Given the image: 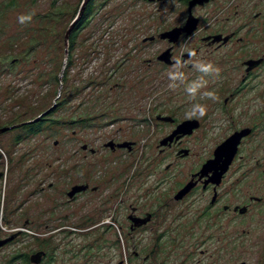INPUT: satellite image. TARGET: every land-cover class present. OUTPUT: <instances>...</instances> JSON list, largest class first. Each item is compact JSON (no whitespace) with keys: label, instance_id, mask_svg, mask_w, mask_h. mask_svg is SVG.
<instances>
[{"label":"flooded vegetation","instance_id":"af4514ba","mask_svg":"<svg viewBox=\"0 0 264 264\" xmlns=\"http://www.w3.org/2000/svg\"><path fill=\"white\" fill-rule=\"evenodd\" d=\"M188 2L178 22L150 35L160 50L143 58L149 43L123 44L104 71L103 83H113L80 100L90 105L69 122L78 143L71 170L60 163L49 173L52 201L36 212L25 198L2 206L0 264H76L79 250L92 264H264V0H204L190 9ZM189 14L197 18L192 32L160 37ZM70 49L80 59L93 52L82 42ZM190 49L220 69L201 90L215 91L218 102L185 94L201 75L191 65L182 69L189 73L181 100H173L167 72ZM165 50L168 62L158 58ZM194 103L207 115L185 120ZM222 126L228 133L203 155L208 132ZM85 129L93 131L86 140ZM99 160L114 166L95 170ZM67 234L84 242L79 250Z\"/></svg>","mask_w":264,"mask_h":264},{"label":"rangeland","instance_id":"374dc122","mask_svg":"<svg viewBox=\"0 0 264 264\" xmlns=\"http://www.w3.org/2000/svg\"><path fill=\"white\" fill-rule=\"evenodd\" d=\"M80 3L81 0H0V127L44 117L35 134L28 135L19 126L0 132V213L6 203L23 202L24 198L35 212L52 201L54 190L47 187L49 173L60 163L62 170H71V153L78 143L69 122L90 105L80 100L87 97L88 90L108 89L113 83H103L104 71L121 57L123 44L141 43L143 38L154 35L155 28L173 25L185 7L183 0H94L87 25L74 41L89 43L93 52L80 59V54H71L75 50H70L68 41L65 57L64 32ZM211 8L209 5L198 10L204 13ZM27 14H32L31 21L20 23L18 17ZM144 41L149 44L142 46L143 58L163 47L158 39ZM179 90L182 89L171 91L173 100H181ZM227 131L225 126L209 131L202 154L208 155ZM91 133L88 129L79 131L84 140ZM57 154L62 159L59 163L55 161ZM87 163H82L80 169H87ZM92 163L95 170L114 166L113 161ZM69 183V178L64 177L63 186ZM25 232L35 236L30 230ZM73 236L68 235L79 250L84 242ZM92 260L84 250L75 257L76 264H92Z\"/></svg>","mask_w":264,"mask_h":264},{"label":"clouds","instance_id":"9594fccd","mask_svg":"<svg viewBox=\"0 0 264 264\" xmlns=\"http://www.w3.org/2000/svg\"><path fill=\"white\" fill-rule=\"evenodd\" d=\"M32 19V14L21 15L18 17L20 23L30 22ZM192 66L197 72L201 73L196 80L188 83L184 88L185 94L191 99H195L197 95H201L202 98H206L213 103L220 100L219 95L215 91H201L207 88L209 80L205 77L219 76L220 69L215 66L212 62L206 61L202 58H197V53L195 50H188V59L185 60L180 56L173 57V63L170 66V70L167 72L168 89L171 91H176L181 85H184L187 77L182 69ZM208 112V108L204 104L194 103L191 105L189 111L185 113L184 119L191 121L193 119L200 120L203 119ZM115 264V260L113 261Z\"/></svg>","mask_w":264,"mask_h":264},{"label":"water","instance_id":"95a60500","mask_svg":"<svg viewBox=\"0 0 264 264\" xmlns=\"http://www.w3.org/2000/svg\"><path fill=\"white\" fill-rule=\"evenodd\" d=\"M204 0H189L188 2V8L190 9L191 6H193L194 4L196 3H202ZM88 2V0H81V3L79 5V8L77 10V13L75 15V17L72 19V21L70 22V24L67 26L65 32H64V47H65V57L67 55V44H68V38H69V34H70V31L71 29L73 28V26L76 24V22L79 20V18L81 17L82 13H83V10H84V7L86 5V3ZM196 24H197V18L193 17L191 14H189L185 24L181 27H174L168 31H165V32H162L160 34V37H163V38H168L169 41H175L176 38L182 33L184 32L185 34H189L190 32H192V30L196 27ZM146 39H153V36H149L148 38H143V40H146ZM158 58L160 60H163L165 62H168L169 61V54H168V50H165L163 51L159 56ZM40 116V115H39ZM39 116L31 119V120H28L26 122H22V123H18V124H15L13 126H4V127H0V132H3V131H6L14 126H20L22 124H25V123H31V122H34L36 121ZM188 122H185L183 123V125L181 126H186L185 127V131H187L186 128H188L189 125H187ZM181 130V129H179ZM190 129H188L187 132H189ZM231 138V137H230ZM227 144H228V140L226 141V143H223L222 145L218 146L217 147V150L215 151V154H218L220 152L223 151L224 148L227 147ZM225 145V146H224ZM233 145V144H232ZM222 149V151H221ZM220 151V152H219ZM233 152V149L232 151ZM232 154V153H231Z\"/></svg>","mask_w":264,"mask_h":264},{"label":"trees","instance_id":"16d2710c","mask_svg":"<svg viewBox=\"0 0 264 264\" xmlns=\"http://www.w3.org/2000/svg\"><path fill=\"white\" fill-rule=\"evenodd\" d=\"M93 2H94V0H88V2L86 3V5L84 7V10H83L81 17L79 18V20L76 22V24L71 29L70 34H69V39H68L69 45H71L76 40L77 34L81 31L82 28H84L87 25V18L89 17V15L91 13ZM75 13H77V11ZM43 120H44V117H41V118H38L34 122L25 123V124L20 125L19 127L25 128L26 129L25 133L28 135L29 134L32 135V134H35V133L40 131V128H39L40 123ZM18 138H21V136Z\"/></svg>","mask_w":264,"mask_h":264}]
</instances>
